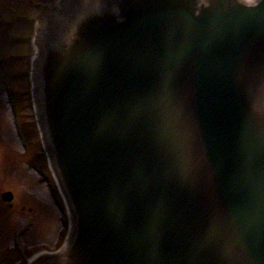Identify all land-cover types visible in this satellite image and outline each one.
<instances>
[{
    "label": "water",
    "instance_id": "water-1",
    "mask_svg": "<svg viewBox=\"0 0 264 264\" xmlns=\"http://www.w3.org/2000/svg\"><path fill=\"white\" fill-rule=\"evenodd\" d=\"M36 47L73 222L40 264H264V0H64Z\"/></svg>",
    "mask_w": 264,
    "mask_h": 264
},
{
    "label": "rangeland",
    "instance_id": "rangeland-1",
    "mask_svg": "<svg viewBox=\"0 0 264 264\" xmlns=\"http://www.w3.org/2000/svg\"><path fill=\"white\" fill-rule=\"evenodd\" d=\"M35 2L49 5L53 3V0H0V14L7 15L8 19L17 17L12 20V23H9L7 19L5 24L13 26V23L18 21L9 33L0 31V58L12 61L11 69L6 70L4 67V71H0V251H5L9 264L18 262L26 264V261H31L40 251H49V247L56 250L62 244L59 239L64 238L67 232L59 220L61 213L55 208L47 185L42 182L40 173L35 171L34 167L38 166L40 169H45L42 161H37L33 157L37 147L34 149L28 147L29 154L26 157L19 144L13 124V114L3 84L7 82L13 89L20 92L19 103L25 115L24 121L32 119L31 97L22 95L30 90V84L25 76H20L21 72L28 70V61L14 60L12 57L28 55V44L23 42L29 40L33 26L28 21L37 17L38 14L35 15L34 12L41 10L37 6L35 8ZM10 40H15L20 45L9 44ZM36 138L38 139L37 135ZM6 192H12L15 195L13 202L15 206L12 212L9 211L8 204L2 200V195ZM30 208L34 213L29 211ZM64 217L66 223V216ZM30 222L32 226L34 224L31 227V233L26 235L24 240L22 239L26 251L19 254L13 248L12 234Z\"/></svg>",
    "mask_w": 264,
    "mask_h": 264
}]
</instances>
